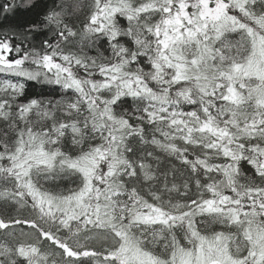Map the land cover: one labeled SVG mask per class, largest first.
<instances>
[{
    "label": "snow or ice",
    "instance_id": "1",
    "mask_svg": "<svg viewBox=\"0 0 264 264\" xmlns=\"http://www.w3.org/2000/svg\"><path fill=\"white\" fill-rule=\"evenodd\" d=\"M83 7L0 0V121L15 129L21 167L59 166L82 178L81 199L94 188L119 207L123 243L104 257L114 264H264V233L253 240L250 229L244 255L201 260L198 227L264 215V185L237 186L242 172L264 179V95L247 118L253 98L234 75L243 65L225 56L231 33L264 40V0H89L73 22ZM133 226L171 253L124 259ZM95 255L66 252L73 262Z\"/></svg>",
    "mask_w": 264,
    "mask_h": 264
},
{
    "label": "trees",
    "instance_id": "2",
    "mask_svg": "<svg viewBox=\"0 0 264 264\" xmlns=\"http://www.w3.org/2000/svg\"><path fill=\"white\" fill-rule=\"evenodd\" d=\"M81 2L83 10L73 22L83 20L88 13L89 0ZM241 19L250 23L245 17ZM225 44L228 60L243 65V71L234 75L246 86L245 96L253 98L251 103L241 106L242 113L252 112L247 116L251 119L256 111L255 99L264 95V40L260 35L253 38L238 31L231 33ZM32 91L39 93V86ZM17 147L15 129L0 121V264H114L104 257L120 249L123 243L115 235L122 223L119 207L105 199L104 195L97 201L94 188L90 190V195L88 191L83 192L84 198L81 199L82 178L59 166L54 172L35 164L21 167L25 156L16 151ZM9 156L12 159L6 158ZM249 184L264 185V179L251 173L243 175L242 172L237 186ZM172 202L182 201L174 196ZM260 212L259 208L249 209L248 215L240 217L241 223L232 226L220 217L198 218L201 221L199 231L206 238L215 236L217 239L221 238L217 234L223 233L229 248H239L245 232L253 224L264 227V215ZM152 231L133 226L128 229L129 242H138L146 251L166 257L172 248L165 250L164 241H160L158 247L152 238ZM177 235L185 249L192 247L184 241L183 232ZM64 245L77 252L94 251L96 255L73 262L66 256ZM131 249H126L128 255L124 259H136ZM21 255L27 259H21Z\"/></svg>",
    "mask_w": 264,
    "mask_h": 264
},
{
    "label": "flooded vegetation",
    "instance_id": "3",
    "mask_svg": "<svg viewBox=\"0 0 264 264\" xmlns=\"http://www.w3.org/2000/svg\"><path fill=\"white\" fill-rule=\"evenodd\" d=\"M258 229L260 230V232L257 231ZM250 230H251V233H252V236H253V240H255V238L259 234H261L262 231H264V227L261 224H259V227L256 226L255 224H253V227H250ZM212 238H216V237L212 236ZM223 238L225 239V244L222 243V239ZM220 240H221V243L216 244V247H212V248H214V249H212V255H215V253H216L215 256L217 257L218 260H219V256L222 255V253H225V251L230 252L231 255L234 256V257H239V256L244 255L246 253V250H247V247H248V242H247L245 236H244V241H242V243L240 244L239 248H235V247L229 248L228 242L226 244V240H227L226 236H222L220 238ZM132 244H134L132 249L137 250L135 248L136 247V242H134ZM143 250H145V249H143ZM212 255H210V256H212ZM133 256L134 257L136 256V258H137L139 255L133 253Z\"/></svg>",
    "mask_w": 264,
    "mask_h": 264
},
{
    "label": "rangeland",
    "instance_id": "4",
    "mask_svg": "<svg viewBox=\"0 0 264 264\" xmlns=\"http://www.w3.org/2000/svg\"><path fill=\"white\" fill-rule=\"evenodd\" d=\"M251 113L252 112H250V111H245L244 112V114H246V116H250ZM262 233H264V231H262ZM209 241H211L212 243H208ZM121 242H123V241L121 240ZM227 242L228 241L226 240V244H227ZM218 243H221L220 239L212 238V237L211 238L210 237L206 238V242H205V245H204V251L200 252V259L203 260V259H206L207 257H209L210 255H212V249H214L212 247H216V244H218ZM222 243L225 244V239L224 238L222 239ZM135 248L137 250L131 249L134 254H138L139 255L135 260H142L143 256L139 254L138 249H142L143 250V248H141V245L138 242H136V247ZM125 251H126V249H125ZM215 255H216V253H215ZM223 258L224 257L222 255L219 256V259H223ZM185 264H188L187 259H185Z\"/></svg>",
    "mask_w": 264,
    "mask_h": 264
}]
</instances>
